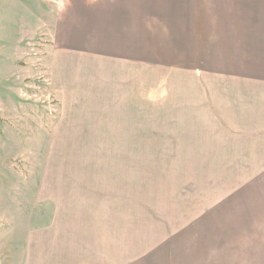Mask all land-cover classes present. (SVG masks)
I'll list each match as a JSON object with an SVG mask.
<instances>
[{"label": "crops", "instance_id": "crops-1", "mask_svg": "<svg viewBox=\"0 0 264 264\" xmlns=\"http://www.w3.org/2000/svg\"><path fill=\"white\" fill-rule=\"evenodd\" d=\"M35 1L53 142L127 147L42 174L24 264H264V0Z\"/></svg>", "mask_w": 264, "mask_h": 264}, {"label": "rangeland", "instance_id": "rangeland-1", "mask_svg": "<svg viewBox=\"0 0 264 264\" xmlns=\"http://www.w3.org/2000/svg\"><path fill=\"white\" fill-rule=\"evenodd\" d=\"M39 4L32 2L29 14L17 0H0V57L11 67L7 76L8 63L0 62V264H24L27 231L48 221L51 210L37 192L42 174L73 168V154L127 147L53 142L59 100L47 72L50 10ZM82 134L73 129V137Z\"/></svg>", "mask_w": 264, "mask_h": 264}]
</instances>
